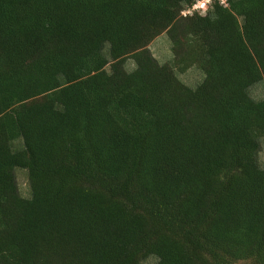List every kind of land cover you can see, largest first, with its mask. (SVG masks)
I'll return each instance as SVG.
<instances>
[{
  "label": "trees",
  "instance_id": "1",
  "mask_svg": "<svg viewBox=\"0 0 264 264\" xmlns=\"http://www.w3.org/2000/svg\"><path fill=\"white\" fill-rule=\"evenodd\" d=\"M198 1L0 0V264H264V0Z\"/></svg>",
  "mask_w": 264,
  "mask_h": 264
},
{
  "label": "rangeland",
  "instance_id": "2",
  "mask_svg": "<svg viewBox=\"0 0 264 264\" xmlns=\"http://www.w3.org/2000/svg\"><path fill=\"white\" fill-rule=\"evenodd\" d=\"M211 5H208V8ZM171 42L169 37L166 34H163L159 38H157L150 46V50L153 56L157 59L160 64H166L173 59V54L171 51ZM129 70H131L132 62H129L128 65ZM180 80L188 85L191 88H196L200 82L204 80V75L196 68L189 70L184 74H179ZM251 95L256 100L264 99V83H261L254 88L251 89ZM261 143V151L259 154V163L262 167H264V138L260 140ZM17 182L19 185V189L21 194L24 197H29V185L27 179V173L25 171L18 170L16 173ZM144 264H156V259L152 258L148 261L144 262Z\"/></svg>",
  "mask_w": 264,
  "mask_h": 264
},
{
  "label": "built area",
  "instance_id": "3",
  "mask_svg": "<svg viewBox=\"0 0 264 264\" xmlns=\"http://www.w3.org/2000/svg\"><path fill=\"white\" fill-rule=\"evenodd\" d=\"M222 5H226V0H218ZM214 2V0H200L196 3V5L192 8V10L184 13V15L186 14H190L194 11H198V12H207L208 10V5H211Z\"/></svg>",
  "mask_w": 264,
  "mask_h": 264
}]
</instances>
